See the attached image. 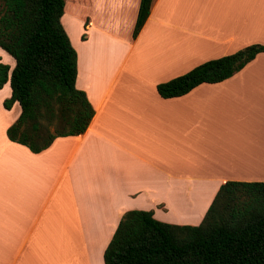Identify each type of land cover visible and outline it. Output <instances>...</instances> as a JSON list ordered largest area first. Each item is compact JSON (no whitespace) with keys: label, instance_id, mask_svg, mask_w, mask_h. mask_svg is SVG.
I'll list each match as a JSON object with an SVG mask.
<instances>
[{"label":"crops","instance_id":"crops-1","mask_svg":"<svg viewBox=\"0 0 264 264\" xmlns=\"http://www.w3.org/2000/svg\"><path fill=\"white\" fill-rule=\"evenodd\" d=\"M63 2L74 87L94 113L83 134L33 154L6 138L20 109H4L8 82L0 89V264H103L124 212L196 226L220 184L264 182V53L180 97L155 90L264 45V0H152L134 39L139 0ZM0 63L13 67L1 49ZM230 114L240 116L237 129L221 126ZM246 169L258 177L241 176Z\"/></svg>","mask_w":264,"mask_h":264},{"label":"trees","instance_id":"trees-1","mask_svg":"<svg viewBox=\"0 0 264 264\" xmlns=\"http://www.w3.org/2000/svg\"><path fill=\"white\" fill-rule=\"evenodd\" d=\"M152 0H139L131 38L146 20ZM63 0H0L2 107L20 109L6 129L8 141L36 154L54 139L84 133L93 116L85 94L74 87L76 54L61 26ZM83 39V36H81ZM264 45L246 46L198 64L155 86L163 99L200 84H215L240 71ZM103 264H264V182L219 185L196 226L159 222L150 211L124 212L102 254Z\"/></svg>","mask_w":264,"mask_h":264},{"label":"rangeland","instance_id":"rangeland-1","mask_svg":"<svg viewBox=\"0 0 264 264\" xmlns=\"http://www.w3.org/2000/svg\"><path fill=\"white\" fill-rule=\"evenodd\" d=\"M232 114H230L227 118H225V119H223L222 120V125L221 126H228L229 127V129L231 128V126H232V124H233V128H235V129H237L239 126H240V120H236V119H239V117L240 116H237V117H235V119H233V120H231V118H230V116H231ZM233 121V122H232ZM214 142L216 143L215 145H217V143L219 142H222V139H221V137L219 136V135H216L215 136V140H214ZM217 147H218V145H217ZM247 166V165H246ZM247 168L249 169V167L247 166ZM247 170V169H246ZM242 170L243 172H241L240 173V175L241 176H243L244 178H248V177H251V176H255V177H258L256 174H254L253 173V171L252 170ZM250 171H252V173L250 172ZM255 171H258V170H255ZM243 174V175H242Z\"/></svg>","mask_w":264,"mask_h":264},{"label":"bare ground","instance_id":"bare-ground-1","mask_svg":"<svg viewBox=\"0 0 264 264\" xmlns=\"http://www.w3.org/2000/svg\"><path fill=\"white\" fill-rule=\"evenodd\" d=\"M255 120H256V119H254V123H255ZM257 124H258V123H257ZM259 142H260V140H259ZM260 143H261V142H260ZM263 148H264V147H263ZM260 150H261V149H260ZM262 151H263V150H262ZM263 152H264V151H263ZM238 157H239V156H238ZM238 160H239V159L237 158L236 161H235V157H234V161H233V160H232V161L236 163ZM243 161H244V159H243ZM243 161H242V163H244ZM233 162H232V163H233ZM242 163H241V165H238V164H240L239 162H238V164H237V163H236V164H237V166H241V167H242V166H243ZM244 166H246V165H244Z\"/></svg>","mask_w":264,"mask_h":264}]
</instances>
